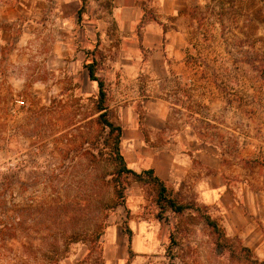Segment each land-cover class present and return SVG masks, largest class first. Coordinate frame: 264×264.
Instances as JSON below:
<instances>
[{
    "label": "rangeland",
    "instance_id": "374dc122",
    "mask_svg": "<svg viewBox=\"0 0 264 264\" xmlns=\"http://www.w3.org/2000/svg\"><path fill=\"white\" fill-rule=\"evenodd\" d=\"M198 2L190 0L178 24L183 52L178 64L166 42L172 32L161 37L164 97L176 105L172 112L178 126L187 124L204 139H216L227 159H244L250 168L264 158V0ZM154 18L148 14L145 21ZM100 36L95 32L93 54L106 82L110 116L119 123V89L113 87L118 74L105 60L109 55L100 49ZM83 57L80 68L66 64L50 74L45 87L51 94L41 93L43 83L15 92L0 83V246L43 252L31 254L32 261L50 260L57 249L58 257L103 264L109 231L125 232L131 221H139L156 232L151 257L160 264L264 262L262 253L243 251L237 237L228 236L220 245L205 217L222 226L220 218L189 187L168 184L187 208L164 211L158 188L129 176L121 180L126 188L122 203L112 182L118 167L105 144L109 129L96 121L98 86L88 78ZM143 71L142 89H149L151 64L144 62ZM174 72L182 78L175 89ZM213 88L224 103L217 124L203 96Z\"/></svg>",
    "mask_w": 264,
    "mask_h": 264
},
{
    "label": "crops",
    "instance_id": "0c3cea01",
    "mask_svg": "<svg viewBox=\"0 0 264 264\" xmlns=\"http://www.w3.org/2000/svg\"><path fill=\"white\" fill-rule=\"evenodd\" d=\"M189 2L0 0V83L8 92L43 83L41 93L51 94L45 87L50 74L59 73L66 64L80 68L81 55L88 74L85 64L94 57L95 32H100V49L109 55L105 60L113 64L112 74H118L113 87L119 89L118 124L123 128L121 147L128 167L138 173L153 170L176 189L189 187L220 218L227 237H237L252 253L264 256V158L263 163L253 161L250 168L244 159L239 163L227 159L216 139H204L187 124L185 129L178 126L172 112L176 105L164 97L159 76L164 62L161 37L172 32L166 42L169 56L178 64L183 55L178 24L188 14ZM146 13L155 18L143 22ZM144 62L151 64V79L156 80L149 89H142ZM180 79V73L174 72V89ZM203 96L212 123L217 124L224 110L218 89H207ZM130 223L131 234L116 228L109 231L103 264H160L151 257L157 250L156 232L146 223ZM34 251L0 246V264H88L83 258L58 257L57 249L50 260L32 261L31 254L43 253Z\"/></svg>",
    "mask_w": 264,
    "mask_h": 264
},
{
    "label": "trees",
    "instance_id": "16d2710c",
    "mask_svg": "<svg viewBox=\"0 0 264 264\" xmlns=\"http://www.w3.org/2000/svg\"><path fill=\"white\" fill-rule=\"evenodd\" d=\"M82 1L83 4L86 3V0ZM229 1L230 4H235L237 0ZM147 15V13L144 15L143 22L145 21ZM220 16L221 19H223V14H220ZM98 65L99 61L96 56H94L89 63L85 64V68L88 72L89 79L93 82H96L98 86V95L96 99L95 110L96 113L99 115L97 116L96 121L98 122V124L103 125L109 129L105 144L111 147V154L114 157V161L116 162V165L118 167L116 176L114 177V180H112L113 183L115 182L114 188L116 194L120 198H122V203L124 204V192L126 188L123 186V182L121 180L127 179L129 176H134L139 179H145L158 188V198L159 201L162 203L164 211L170 208L176 213H182L184 210H186L187 207L185 205L180 204L177 198V194H175V192L170 189V187L165 181L156 176L153 170H144L138 173L128 167L121 147V142L123 138V128L121 125L116 123L110 116L109 107L106 105L108 99V90L106 88V82L104 77L98 75ZM259 163H263V161ZM205 220L209 226L213 227L215 233H217L219 244L223 245L222 241H224L227 237L223 227L220 226L215 220H212L210 217H205ZM126 232L128 234H131V230L129 227L126 229ZM2 233H4L3 230L0 231V234ZM241 249L249 254H252V251L247 247L242 246ZM253 259V264H264V262H260L258 259Z\"/></svg>",
    "mask_w": 264,
    "mask_h": 264
}]
</instances>
